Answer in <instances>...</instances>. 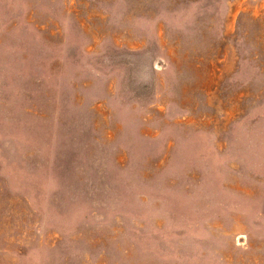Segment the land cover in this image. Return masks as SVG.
<instances>
[{"label":"rangeland","instance_id":"obj_1","mask_svg":"<svg viewBox=\"0 0 264 264\" xmlns=\"http://www.w3.org/2000/svg\"><path fill=\"white\" fill-rule=\"evenodd\" d=\"M0 264H264V0H0Z\"/></svg>","mask_w":264,"mask_h":264}]
</instances>
